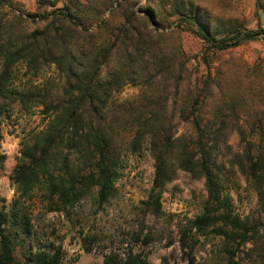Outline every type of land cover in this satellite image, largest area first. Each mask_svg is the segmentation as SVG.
<instances>
[{
    "label": "trees",
    "instance_id": "obj_1",
    "mask_svg": "<svg viewBox=\"0 0 264 264\" xmlns=\"http://www.w3.org/2000/svg\"><path fill=\"white\" fill-rule=\"evenodd\" d=\"M254 8L257 26L248 29L214 0H35L34 13L0 0V120L17 106L40 109L45 121L21 141L9 177L17 199L8 211L0 199V264H63L61 247L38 242L20 203L38 192L46 212L67 218L87 200L107 205L117 196L122 164L118 128L133 133L130 155L145 150L153 162L142 217L162 216V196L179 173L203 182L201 212L179 231L186 264H196L194 238L209 236L220 240L222 264H264V67L222 63L214 72L206 60L264 42V0H254ZM171 27L172 35L202 41L201 88L187 89L185 54L159 32ZM128 85L143 91L117 104ZM179 124L185 133L178 134ZM242 181L255 195L251 216L235 212L232 194ZM142 231L133 240L145 245ZM102 264L148 262L143 252L127 250Z\"/></svg>",
    "mask_w": 264,
    "mask_h": 264
},
{
    "label": "rangeland",
    "instance_id": "obj_2",
    "mask_svg": "<svg viewBox=\"0 0 264 264\" xmlns=\"http://www.w3.org/2000/svg\"><path fill=\"white\" fill-rule=\"evenodd\" d=\"M13 1L21 4L26 12L34 13L35 0ZM214 1L221 4L226 18L236 19L248 29L256 28L254 0ZM262 25L264 29V22ZM172 31L173 27L159 32L172 35ZM167 42L169 47H178L180 44L185 54L187 89L201 88L207 76V66L205 60H202V41L180 32L177 36H170ZM206 60L208 65L212 62V71L222 67V63L239 66L244 64L250 68L260 63L264 67V42L259 39L216 56L208 54ZM18 70L17 79H22L24 70L21 66ZM52 74L53 70L49 69L44 76ZM247 74L238 76L247 81ZM40 81L41 79L36 82ZM141 88L142 86L128 85L114 99L117 104L131 101L141 94ZM169 90L172 91L171 88ZM39 111L40 109H32L30 113H25L16 106L11 117L0 120V157L4 158L2 163L0 161V199L4 200L6 211L13 200L17 199L9 177L19 156L21 141L27 132L41 130L45 125ZM185 131V126L179 124L178 134ZM117 134L118 144L123 150L122 164L116 182L117 196L107 205L98 208L91 200H87L67 218L58 213L46 212L38 192L30 199L21 201L20 207L31 218L38 242L61 247L63 264H102L103 257L109 253L116 252L124 257L127 250L143 252L148 264H186L179 249V231L201 212V204L205 198L203 182L193 181L184 173H179L162 196V216L156 219L150 215L142 217L140 207L151 186L153 162L145 150L136 155H130L126 151L132 132L118 128ZM229 145L233 150L237 149L235 134L230 136ZM232 197L238 215L245 217L254 214L255 195L243 181L239 191L233 193ZM141 226L143 231L140 240L149 235L145 245L133 240ZM193 241L196 264H222L221 243L217 237H195ZM90 242L91 250L87 253L85 246Z\"/></svg>",
    "mask_w": 264,
    "mask_h": 264
}]
</instances>
